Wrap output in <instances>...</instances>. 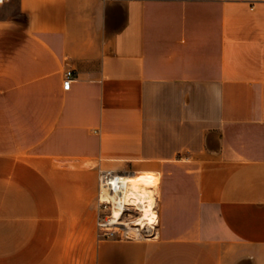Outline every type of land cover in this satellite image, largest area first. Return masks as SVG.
Wrapping results in <instances>:
<instances>
[{
    "label": "crops",
    "instance_id": "obj_1",
    "mask_svg": "<svg viewBox=\"0 0 264 264\" xmlns=\"http://www.w3.org/2000/svg\"><path fill=\"white\" fill-rule=\"evenodd\" d=\"M102 170L157 177L152 236ZM0 264H264V0L1 4Z\"/></svg>",
    "mask_w": 264,
    "mask_h": 264
},
{
    "label": "bare ground",
    "instance_id": "obj_2",
    "mask_svg": "<svg viewBox=\"0 0 264 264\" xmlns=\"http://www.w3.org/2000/svg\"><path fill=\"white\" fill-rule=\"evenodd\" d=\"M140 177L119 174L115 179L114 190L109 197L114 201L116 207L113 208L114 217L121 219L126 206L137 204L141 215L135 221L137 231L146 230L147 227L154 228L158 222V212L156 210V198L154 196V185L149 184Z\"/></svg>",
    "mask_w": 264,
    "mask_h": 264
},
{
    "label": "built area",
    "instance_id": "obj_3",
    "mask_svg": "<svg viewBox=\"0 0 264 264\" xmlns=\"http://www.w3.org/2000/svg\"><path fill=\"white\" fill-rule=\"evenodd\" d=\"M6 1L7 0H0V5ZM72 73L73 72L71 70H68L66 72V78L64 80L65 88L70 87V84L72 82V75H73ZM118 175H119L118 173H115L112 170H102L100 172V178H99L100 194L98 199V207L100 210H102L103 208L104 209L111 208V214H103L98 216V228L103 236L119 235L122 238H129L131 236L137 237L136 235L132 234V232L125 230L124 228L123 231L117 230V228H122L120 227V225H125V223L119 218L114 217L113 208L116 207L117 205H115L114 201L109 197V194L114 190L113 181L117 179ZM134 206L140 209L137 204H133V205H127L125 210L130 209ZM138 233L141 234L142 232L139 231Z\"/></svg>",
    "mask_w": 264,
    "mask_h": 264
},
{
    "label": "rangeland",
    "instance_id": "obj_4",
    "mask_svg": "<svg viewBox=\"0 0 264 264\" xmlns=\"http://www.w3.org/2000/svg\"><path fill=\"white\" fill-rule=\"evenodd\" d=\"M137 179H141V180L144 179L148 181L149 184L154 185V187H156L158 184V179L153 174H143L142 177L137 178ZM99 185H100V182H99ZM99 194H100V190H99ZM98 199H99V195H98ZM130 205H133V204H130ZM103 214H111V208H106V209L103 208L102 210H100L98 207V216L103 215ZM140 215H141L140 209L136 208L135 206L130 209L124 210V214L120 220H122L125 223V225H120V227L122 228H117V230H120V231H123L124 229L128 230L132 232V234L136 235L138 238H144V237L146 238V237L152 236L154 229L150 227H147L146 230H141L142 232L141 234H139L138 233L139 231L135 229L136 227H139V225H136L135 221H138V218L140 217Z\"/></svg>",
    "mask_w": 264,
    "mask_h": 264
}]
</instances>
